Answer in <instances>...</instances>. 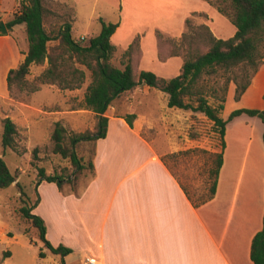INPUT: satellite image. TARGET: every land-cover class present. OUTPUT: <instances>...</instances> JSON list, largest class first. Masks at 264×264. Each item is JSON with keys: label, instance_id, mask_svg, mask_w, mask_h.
I'll return each instance as SVG.
<instances>
[{"label": "crops", "instance_id": "1", "mask_svg": "<svg viewBox=\"0 0 264 264\" xmlns=\"http://www.w3.org/2000/svg\"><path fill=\"white\" fill-rule=\"evenodd\" d=\"M201 1L204 10L194 13H205L207 18L202 23L210 26L208 15L216 14V17L222 13L208 1ZM5 6L6 1L0 0V17ZM74 10L72 24L77 15V8ZM143 23L137 14L127 23L122 17L112 35L115 52L121 54L139 36L140 68L151 65L162 74L165 66L173 64L174 57L180 55L160 57L156 27L152 31L153 54L146 56L144 45L149 33L141 29ZM222 26L233 33L226 21H222ZM168 31L165 29L163 34L179 37L184 33ZM21 32L17 25L6 33L0 31V98L3 99L10 96L9 71L19 65L28 50L26 33L22 32L24 36H21ZM144 86L150 92L146 89L150 87ZM263 95L264 64L240 98L244 102L240 108L264 110ZM252 98L255 105L247 102ZM171 110L176 113L175 108ZM129 113L136 114L133 126L123 117ZM230 113L227 118L222 113L221 116L229 119ZM105 115L107 134L93 144L94 173L82 190L63 191L54 182H41L38 186L40 200L33 212L45 220L46 237L54 246L63 244L73 251L87 250L88 257L96 256L100 264H255L251 246L263 227L264 216L261 141L264 123L259 116L244 113L228 120L216 192L210 200L196 205L190 195L194 198L199 195L190 193L181 184L168 166L165 154L146 134L154 124L147 113L122 111L120 97ZM51 116L54 123L62 121L66 127L68 123L80 122L70 127L77 132L93 130L97 122L96 113L85 107L56 109ZM235 128L239 134H231ZM257 130L262 133L258 147ZM233 144L239 148L234 160ZM43 251L48 255V251Z\"/></svg>", "mask_w": 264, "mask_h": 264}, {"label": "rangeland", "instance_id": "2", "mask_svg": "<svg viewBox=\"0 0 264 264\" xmlns=\"http://www.w3.org/2000/svg\"><path fill=\"white\" fill-rule=\"evenodd\" d=\"M5 1L6 6L0 17V21L3 22L11 20L15 14L20 12L22 3L26 0ZM210 1L214 4L213 6H220L226 12V14H218L219 16L216 17V14L208 15L211 21L210 26L220 38L233 36L236 26L230 18V15L233 14L230 0ZM43 3L45 6L44 24L48 31L53 33L62 24L72 20L75 13L74 7H76L77 15L76 22L73 24V35L81 40L83 37L89 40L100 31L101 22L98 19L100 17L107 22H116L119 26L122 17L127 23L133 19V15L137 14L144 22L141 29L149 33L144 45L146 56L153 54L155 39L152 38V31L157 27L158 32L162 33L161 41L158 42L161 50L160 57L164 58V56L175 54L180 56H175L173 64L165 66L161 74L160 69L150 67L151 65L144 64V69L140 68L137 61L139 50H137L133 54L132 61L137 76L141 70H149L166 78L178 75L185 58V49L180 46L181 35L179 37L166 36L163 31L169 30L170 34L190 32L192 26L199 25L204 18H207L205 13H194L204 10V2L201 0H43ZM188 17H191L192 22L191 26L186 27L185 30ZM222 21H226L231 26L233 33L225 28L226 25L222 26ZM133 25H130L128 29ZM17 27L25 32L24 24H17ZM22 32L20 35L24 36ZM155 36L157 37V35ZM54 43L56 42H52V44ZM200 50H206V46L202 45ZM124 52V50L121 54L115 52L112 57V62L122 68L127 62ZM45 67L46 64H33L29 75H27L28 81L33 82ZM206 78L208 84L205 89L206 96L210 103L217 104L222 94L221 87L225 78L219 76ZM91 79V72L86 70L84 83L74 89H63L56 83L44 84L36 91L31 90L30 85L23 88L14 85L10 89L9 98H0V140L4 117L10 116L18 129L16 148L7 149L4 153L0 143V156H4L9 168L16 173L17 181L20 183V186L14 183L9 187L0 188V264H62L63 262L66 264H87V254H89L87 250L83 252L72 250L65 256L49 252L38 238L37 229L23 221L19 210L27 194L31 196V203L37 200L38 204L40 200L38 186L41 182H47L43 180L39 183L40 168H43L47 175L68 177L71 172L73 173L74 167L70 160L53 151L51 133L54 120L51 115L56 109L66 111L84 108V94ZM140 87L123 97L122 111L133 110L147 113L154 124L151 129L146 130V134L154 140L159 151L165 154L166 162L172 172L190 193L195 196L207 193L212 178L210 171L215 166L216 155L222 150L220 137L213 130L212 121L203 113L192 110L175 108L176 113H173L174 110L168 106L166 93L155 88H146L150 90L148 92L144 85ZM235 91V84L231 83L222 111L224 118L244 104L239 101L240 99L235 98ZM253 98L247 100L248 104H256ZM78 123L80 124L78 121H74L73 124L68 123L67 129L75 131L70 127ZM239 133L238 128L231 131V134ZM255 137H257L256 147H258V140H260L259 137H262V133L257 130ZM261 141L264 147L263 139ZM93 149V142L90 141H82L77 145L78 154L83 157L86 163L92 159ZM238 151L239 148L233 144L232 160ZM91 175V170L87 168L76 174L75 177L73 174L72 182L65 178L62 190H82ZM21 191H24L26 195H22ZM41 250L48 251V255L45 252V256L40 257ZM6 252L10 255L4 257Z\"/></svg>", "mask_w": 264, "mask_h": 264}, {"label": "trees", "instance_id": "3", "mask_svg": "<svg viewBox=\"0 0 264 264\" xmlns=\"http://www.w3.org/2000/svg\"><path fill=\"white\" fill-rule=\"evenodd\" d=\"M208 1L214 5L210 0ZM230 2L233 7L230 18L236 26L235 34L229 38H219L206 23L192 26L190 32H184L181 36L180 46L185 49V58L179 74L172 78H165L149 70H141L138 76L135 74L132 61L134 52L140 49L139 36L125 50L124 57L127 58V62L124 63L123 68L112 62L116 51V46L112 43V35L118 23L99 18L101 29L98 34L89 40L86 38L81 40L73 35L72 18L71 21L62 24L54 34L48 31L44 24L43 0L24 1L20 12L5 22L7 29L17 24H24L29 45L28 50L24 52L23 60L8 73L9 89H12L14 85L21 88L30 85L31 90L36 91L42 85L50 83H56L63 89H74L84 83L86 70H89L92 79L87 85L83 106L94 111L97 116L95 128L81 132L69 131L62 121L54 123L51 133L53 151L63 158H68L74 171L68 177H64L47 175L45 170L40 168L39 183L43 180L55 182L60 189H63L65 178L72 182L76 174L87 168L91 170L92 177L93 157L87 163L84 162L83 157L78 154L77 145L82 141H90L94 144L98 139L104 138L107 134L108 117L105 113L108 108L115 100L120 97L123 100V97L140 86L146 85L166 93L170 108L201 112L212 121L213 130L220 137L222 150L216 155L215 166L210 171L212 178L207 193L196 198L190 195L196 205L210 200L216 192L218 175L223 163L228 120L245 113L250 116H259L264 123V110L256 108L235 109L230 113L229 119L221 116L230 84H235V98L239 100L264 63V0H230ZM216 8L226 14L222 7L216 5ZM191 22V17H188L187 27L191 26ZM161 34L157 31L158 42L161 41ZM52 42L56 43L52 44ZM202 45L206 46V50H200ZM33 64H46V67L33 82H29L27 75ZM208 76L225 78L217 104L210 103L206 96L205 89L208 85L206 77ZM123 117L130 126H133L135 113H129ZM2 124L0 143L5 153L7 149L16 148L18 129L10 116L4 117ZM14 183L20 186L16 173L9 168L4 156H0V188L9 187ZM21 192L22 195H26L24 191ZM30 200L31 196L27 194L20 207L23 221L37 229L38 238L51 253L65 256L72 252V248L63 244L54 246L47 239L45 220L33 212L37 200L33 203ZM9 255L10 253L6 252L4 257ZM39 256L44 257L45 252L41 250ZM251 258L255 264H264V216L263 227L252 241Z\"/></svg>", "mask_w": 264, "mask_h": 264}, {"label": "built area", "instance_id": "4", "mask_svg": "<svg viewBox=\"0 0 264 264\" xmlns=\"http://www.w3.org/2000/svg\"><path fill=\"white\" fill-rule=\"evenodd\" d=\"M87 264H100V261L98 260V258L96 256H90L88 257Z\"/></svg>", "mask_w": 264, "mask_h": 264}, {"label": "water", "instance_id": "5", "mask_svg": "<svg viewBox=\"0 0 264 264\" xmlns=\"http://www.w3.org/2000/svg\"><path fill=\"white\" fill-rule=\"evenodd\" d=\"M0 25H1V31L3 33H6L8 31V29L6 28V25L3 21L0 22Z\"/></svg>", "mask_w": 264, "mask_h": 264}]
</instances>
